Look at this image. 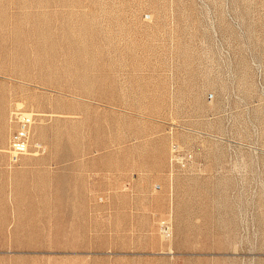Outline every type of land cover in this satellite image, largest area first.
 <instances>
[{"label":"rangeland","instance_id":"1","mask_svg":"<svg viewBox=\"0 0 264 264\" xmlns=\"http://www.w3.org/2000/svg\"><path fill=\"white\" fill-rule=\"evenodd\" d=\"M0 264H264V0H0Z\"/></svg>","mask_w":264,"mask_h":264},{"label":"built area","instance_id":"2","mask_svg":"<svg viewBox=\"0 0 264 264\" xmlns=\"http://www.w3.org/2000/svg\"><path fill=\"white\" fill-rule=\"evenodd\" d=\"M35 123V117L32 113H23L17 119V126L9 137V160L12 164H17L21 158L30 153L32 147V129ZM161 231L169 234L168 223L161 224Z\"/></svg>","mask_w":264,"mask_h":264},{"label":"crops","instance_id":"3","mask_svg":"<svg viewBox=\"0 0 264 264\" xmlns=\"http://www.w3.org/2000/svg\"><path fill=\"white\" fill-rule=\"evenodd\" d=\"M27 155V154H26ZM25 156V155H24Z\"/></svg>","mask_w":264,"mask_h":264}]
</instances>
